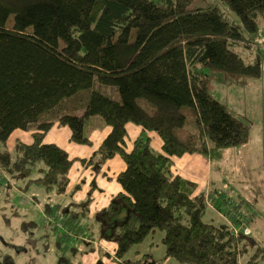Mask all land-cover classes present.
Here are the masks:
<instances>
[{
	"label": "trees",
	"instance_id": "16d2710c",
	"mask_svg": "<svg viewBox=\"0 0 264 264\" xmlns=\"http://www.w3.org/2000/svg\"><path fill=\"white\" fill-rule=\"evenodd\" d=\"M259 16L264 0H0L1 181L25 177V186L67 190L74 158L44 138L62 102L90 89L74 139L86 143L85 119L99 116L108 129L92 155L124 162L115 176L121 190L108 206L115 227L104 230L114 235L116 257L158 233L164 256L179 262L258 264L251 257L259 252L264 261L263 246L239 260L237 203L222 208L228 195L197 191L170 168L185 153L218 160L225 148L248 141V124L209 92L205 74L224 85L261 75L264 50L249 62L240 51L254 43ZM95 83L114 87V95ZM129 123L139 129L132 139ZM15 129L31 140L16 138L10 147ZM207 195L228 225L204 218ZM72 221L63 214L66 230L77 231ZM0 264L16 262L5 254Z\"/></svg>",
	"mask_w": 264,
	"mask_h": 264
},
{
	"label": "rangeland",
	"instance_id": "374dc122",
	"mask_svg": "<svg viewBox=\"0 0 264 264\" xmlns=\"http://www.w3.org/2000/svg\"><path fill=\"white\" fill-rule=\"evenodd\" d=\"M247 44V47L241 46L240 51L249 62L257 51L262 53L264 50V19L261 16L254 43ZM205 75L209 92L249 126L246 143L227 147L224 164L232 166L228 173L225 174L226 170L214 172V176L224 181V189L229 191L230 203L221 202L220 206L225 208L237 203L240 220L234 231L241 234L244 241L239 260L245 261L256 246L264 247V61L261 75L240 85L220 84L210 73ZM94 87L114 95V87L98 83ZM89 95L90 89H85L67 97L59 108L62 115L56 117L44 138L60 145L68 151L69 157L74 158L65 192L58 193L54 187L47 188L36 182L25 186V177L7 182L0 178V256L10 254L16 264H128V260H143L144 255L146 261H139V264H187L164 256L166 248L159 241L158 233L134 245L125 257H116L114 235L105 234L104 230L110 225L108 206L121 190L115 176L124 167V162L119 155L104 161L92 155L108 129L99 116L85 119L86 143L74 139L82 130L79 115L84 111ZM55 114L56 111L53 116ZM127 127L132 139L139 129L132 123ZM24 134L22 129L13 130L9 146L14 144L16 137L27 140ZM150 134L154 149L160 150L159 136L154 131ZM173 167L172 163V171ZM206 199L208 207L204 218L215 224L228 225L229 219L223 211L218 213L209 207L213 204L208 195ZM63 214H71L77 231L66 230ZM260 253L251 257L252 260L257 258L258 264L264 263Z\"/></svg>",
	"mask_w": 264,
	"mask_h": 264
},
{
	"label": "crops",
	"instance_id": "0c3cea01",
	"mask_svg": "<svg viewBox=\"0 0 264 264\" xmlns=\"http://www.w3.org/2000/svg\"><path fill=\"white\" fill-rule=\"evenodd\" d=\"M25 142L31 140L30 132H25L23 135ZM15 138V139H16ZM228 154V149L225 148L222 153L221 159L210 161L209 158L198 153H185L181 157L175 159L173 164V173L180 174L181 176L192 180L196 183L197 191H205V193H215V190H221L225 195L228 190L224 189V181L220 177L214 176L215 171H225V174L231 169L232 166L224 164L225 157Z\"/></svg>",
	"mask_w": 264,
	"mask_h": 264
},
{
	"label": "flooded vegetation",
	"instance_id": "af4514ba",
	"mask_svg": "<svg viewBox=\"0 0 264 264\" xmlns=\"http://www.w3.org/2000/svg\"><path fill=\"white\" fill-rule=\"evenodd\" d=\"M115 227V226H114ZM112 225L110 226L109 225V229L112 231L113 230V228H114Z\"/></svg>",
	"mask_w": 264,
	"mask_h": 264
}]
</instances>
